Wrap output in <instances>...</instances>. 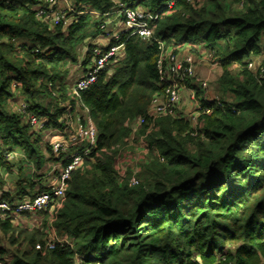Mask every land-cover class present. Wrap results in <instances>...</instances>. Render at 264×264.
<instances>
[{"label": "trees", "instance_id": "1", "mask_svg": "<svg viewBox=\"0 0 264 264\" xmlns=\"http://www.w3.org/2000/svg\"><path fill=\"white\" fill-rule=\"evenodd\" d=\"M70 1V22L53 26L38 17L37 0H0V199L15 204L47 191L46 172L60 161L28 115L44 130L62 129L63 105L73 114L79 105L98 131L54 220L41 213L37 229L0 214L6 264H264V60L256 64L264 56V0ZM117 2L157 16L154 39H111L108 49L123 46L119 57L74 97V67L80 78L97 37L117 31L95 13L115 14ZM158 42L176 53L187 46L197 58L198 47L206 49L223 69L220 104L201 99L194 78L185 82L202 106L197 126L150 114L154 99L166 98ZM141 118L148 156L136 174L124 175L118 156ZM12 153L22 155L12 160ZM9 174L16 180L6 190Z\"/></svg>", "mask_w": 264, "mask_h": 264}, {"label": "built area", "instance_id": "2", "mask_svg": "<svg viewBox=\"0 0 264 264\" xmlns=\"http://www.w3.org/2000/svg\"><path fill=\"white\" fill-rule=\"evenodd\" d=\"M38 17L49 22L53 26L68 24L70 22V14L75 11L74 5L70 0H37ZM188 3H195L196 0H187ZM172 2L170 6H173ZM120 19V26L117 31L109 37L117 41L120 40L122 33H127L129 37L139 36L144 41H152L155 36V27L152 21L157 19L154 14L142 10L140 8L131 9L123 2H117L116 6L112 8V13H116ZM98 16H105L108 18L107 25L110 22V13L101 14L95 13ZM106 26L103 25L104 29ZM109 31V30H108ZM161 50V55L158 61V70L160 77V84L165 86V99L156 97L152 103L150 114L152 117L160 116H182L190 120L194 126L199 124V117L202 114V106L196 97V92L193 91L192 98L199 102L196 110L192 114L184 115L181 113L182 91L185 89V82L190 79H196V64L197 57L191 52L183 55L176 53L171 47H166L163 42H158ZM109 42L104 46H98L93 50L92 64L87 67L86 72L76 80L72 87L71 94L74 97H79L81 91L88 89L93 83L98 80L101 72L105 71L110 65L111 61L118 58L122 45L113 46L110 49ZM108 49V50H107ZM264 57V56H263ZM254 64H250V68H254ZM202 86L207 87V83L203 82ZM217 101L220 104V99L209 101ZM83 107V105H81ZM64 117L61 118L63 123L62 129L51 128L44 130L45 123L42 122L36 115H28L29 122L33 127V131L37 137L43 141V147L49 142L52 145L53 154L60 161L52 164L50 171L46 172L43 186L47 188L40 194H37L32 199H26L22 202L10 204L0 199V214L6 219L8 214L14 222L22 216H33L50 211L54 220L58 211L62 208L66 199L68 190V182L71 179L72 173L80 168L84 163V158L90 156L93 148L96 146L98 140V131L92 118L89 115V110L85 108L80 112V107L77 105L76 114H73V106L64 104ZM27 106L25 104L21 107V112L26 113ZM205 113H211V109L207 107ZM76 116V117H75ZM146 124V119L141 118L135 124H131L134 136L136 129L141 128ZM76 148L73 152L71 149ZM21 153H12L10 159L16 160ZM65 157L67 165L63 164L61 160ZM132 182L137 183L135 179ZM54 242V241H53ZM0 246V264H6V257L2 256Z\"/></svg>", "mask_w": 264, "mask_h": 264}, {"label": "crops", "instance_id": "3", "mask_svg": "<svg viewBox=\"0 0 264 264\" xmlns=\"http://www.w3.org/2000/svg\"><path fill=\"white\" fill-rule=\"evenodd\" d=\"M110 26L112 29H116L119 28V24H120V20L118 15L115 13L111 16L110 18ZM104 38V37H103ZM99 38H97L96 40H98ZM95 40V41H96ZM102 44H104V42H102ZM199 49V55L200 58H197V64H196V80L194 81L195 86H197L198 91H200L201 93V99H206V100H214V99H218L219 94H220V88H219V81L220 78L223 74V69L216 63H212L211 62V58L210 55H208V50L206 49H202L200 47H198ZM190 48L185 46L183 48H181L180 51H178V53H181L183 55L189 53ZM86 49H84L82 51V53L80 54L82 56V58L85 56L86 54ZM77 72H78V68H76ZM74 70V72H76ZM78 79V77H76V75L72 76L70 78L69 81V85H72L76 82V80ZM205 82L207 83V87L204 88L202 86V83ZM193 91H195L197 93V91L192 88V87H185V89H183L182 91V104H181V113H183L184 115L187 116V114H192L195 110H196V106L199 103L197 101V99L194 101L192 98L193 95ZM128 156L123 154H120L118 156V161L117 163L119 164L120 162H126L128 161ZM43 219L44 216H42V214L39 215H33V216H22L16 224L20 225V226H27L29 228H37L40 229L43 225ZM53 229L48 228V232L51 233ZM53 235V236H52ZM57 233L53 230V234H50V238L51 239H56L57 238ZM53 237V238H52ZM54 241V240H53Z\"/></svg>", "mask_w": 264, "mask_h": 264}, {"label": "rangeland", "instance_id": "4", "mask_svg": "<svg viewBox=\"0 0 264 264\" xmlns=\"http://www.w3.org/2000/svg\"><path fill=\"white\" fill-rule=\"evenodd\" d=\"M113 14L110 15V17ZM111 21V20H110ZM110 24V22H108ZM120 25V24H119ZM111 26L108 25V28H110ZM121 27V26H120ZM114 30V29H113ZM111 32V31H110ZM103 35H99L97 38H99L98 40H96L98 46H104L105 44H107L109 42V37H104ZM102 42H104V44H102ZM83 48L80 49V52L82 53ZM82 60V56L79 55V61ZM264 60V57L259 58L256 61V64L259 65L261 63V61ZM255 64V65H256ZM74 70L76 71L77 69L74 67L72 75H76V77H78V72H74ZM196 80V79H195ZM69 83V81H68ZM127 145L122 149V153L123 156L126 155L128 156V161L124 162H120L119 164H117V168L121 169V172L124 173V175H126V173L132 172V174H136L139 170V167H141L142 165V161L144 159L147 158L148 156V146H147V142L144 139V137L141 136L140 134V128L136 129V132L134 134V136H132L128 141H127ZM128 175V174H127ZM5 185L3 186L6 190H8L9 188H11V186H14L13 182H15L16 177L13 174H9L7 176H5ZM3 190H0V195L2 194ZM53 234V230L51 232ZM50 233V234H51ZM53 236V235H52ZM83 258L80 257L78 258V262H82Z\"/></svg>", "mask_w": 264, "mask_h": 264}]
</instances>
